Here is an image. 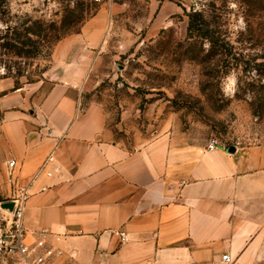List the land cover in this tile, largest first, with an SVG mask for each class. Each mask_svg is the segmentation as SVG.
Wrapping results in <instances>:
<instances>
[{"label":"crops","instance_id":"0c3cea01","mask_svg":"<svg viewBox=\"0 0 264 264\" xmlns=\"http://www.w3.org/2000/svg\"><path fill=\"white\" fill-rule=\"evenodd\" d=\"M91 62L87 48L56 60L37 103L0 96V198L29 188L27 240L45 232L63 250L50 264H264V145L208 150L166 132L129 149L84 102Z\"/></svg>","mask_w":264,"mask_h":264},{"label":"rangeland","instance_id":"374dc122","mask_svg":"<svg viewBox=\"0 0 264 264\" xmlns=\"http://www.w3.org/2000/svg\"><path fill=\"white\" fill-rule=\"evenodd\" d=\"M86 48L84 102L129 149L166 132L264 145V0H0V96L39 102Z\"/></svg>","mask_w":264,"mask_h":264},{"label":"built area","instance_id":"2783aa9c","mask_svg":"<svg viewBox=\"0 0 264 264\" xmlns=\"http://www.w3.org/2000/svg\"><path fill=\"white\" fill-rule=\"evenodd\" d=\"M219 145L215 139L207 144L208 150ZM14 167L15 160L9 161ZM12 177V169L9 174ZM30 192L27 186H17L12 189L8 200L0 198V256L19 257L28 264H50L63 254V250L47 244L46 233L42 232L34 242L27 240L28 231L25 226V209ZM11 203V207L5 205ZM122 240L126 239L121 232ZM223 264H231V256H222Z\"/></svg>","mask_w":264,"mask_h":264},{"label":"water","instance_id":"95a60500","mask_svg":"<svg viewBox=\"0 0 264 264\" xmlns=\"http://www.w3.org/2000/svg\"><path fill=\"white\" fill-rule=\"evenodd\" d=\"M11 205H12L11 203H8V204H6L5 206H6V207H11Z\"/></svg>","mask_w":264,"mask_h":264}]
</instances>
